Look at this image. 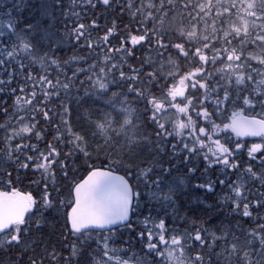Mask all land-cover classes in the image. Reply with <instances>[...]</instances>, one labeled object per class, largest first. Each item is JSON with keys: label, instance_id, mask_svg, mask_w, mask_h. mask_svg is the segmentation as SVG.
Returning <instances> with one entry per match:
<instances>
[{"label": "snow or ice", "instance_id": "snow-or-ice-1", "mask_svg": "<svg viewBox=\"0 0 264 264\" xmlns=\"http://www.w3.org/2000/svg\"><path fill=\"white\" fill-rule=\"evenodd\" d=\"M251 61L264 0H0V264H264Z\"/></svg>", "mask_w": 264, "mask_h": 264}, {"label": "trees", "instance_id": "trees-1", "mask_svg": "<svg viewBox=\"0 0 264 264\" xmlns=\"http://www.w3.org/2000/svg\"><path fill=\"white\" fill-rule=\"evenodd\" d=\"M5 2H6V0H5ZM193 2L196 3V2H199V1H198V0H193ZM66 3H67V0H66ZM77 10L79 11V9H77ZM193 14H194V13H193ZM214 14H215V13L213 12V16H214ZM91 15H92L91 12H88V13H87L86 22H87V19H90V18H91ZM98 15H99V14H98ZM104 17H106V19H102V21H101L102 26H103L104 24H109V23L111 22V19H112L111 15H109V13H104ZM178 21H179V20L172 21L171 18L169 17V19L165 20V22H164V27H165V28H168L170 25L175 26L174 24H175L176 22H178ZM179 22H180V21H179ZM183 23H184L185 25H188V24H189L188 19L185 18V19L183 20ZM193 23H194V21H193ZM209 24L211 25V19H209ZM201 25H203V24H201ZM201 27H202V26H201ZM209 31H210V29H209ZM100 34L102 35V32H101ZM112 42H113L114 44L117 43V41H115V40H113ZM64 51H65V58H68V57H70V56L72 55V52H71L68 48H65ZM138 55H140V54L138 53ZM145 55H147V53H145ZM165 70H167V68H166ZM80 112H81L82 115H86V113H87V109H86V108H82V109H80ZM74 119H75V117H74ZM41 147H43V143H41ZM243 159H244V160H247L246 155L243 157ZM83 163H84L83 160H80V161H77L76 163H73V162H72V159L70 158L69 161H68V165H69V169H70V171H69V176H70V177L72 176V171H71L72 169H81V171H82L81 166L83 165ZM97 163H99V161H97ZM76 174L79 175L80 173L77 172ZM34 178H38V177H34ZM20 179H21L22 182H17L15 186H16L18 189H20L21 191H24V192H29V191H30V192L33 193L34 196H36L37 198H39V190L37 189L36 185L31 184V183L29 182V180L24 179L23 176H21ZM70 182H71L70 180L65 181V188H64L65 193H66V191H67V184H69ZM0 190H3V186H0ZM200 196H201V199H202V198H203V193H200ZM195 204H196V201H195V199H193V205H195ZM200 207H202V205H201ZM144 211L146 212L147 210L144 209ZM219 212H220L219 209H213L209 214L212 216L213 220H216L217 217L219 216ZM201 214L204 215V213H201ZM225 214L228 215L229 219L231 218L230 214L227 213V210H226V209H225ZM53 215H56V214L53 213ZM221 219H222V217H221ZM225 222H226V221H225ZM60 223L62 224L63 221L61 220ZM133 223H135V224H138V223H139V221H137V219H136L135 216L133 217ZM236 223H237V221L234 220V221H233V224H236ZM239 223L243 224V226H244L245 228H250V227L252 226L250 223H249V224H245L243 220L239 221ZM122 231L124 232V239L127 240V239L130 237V235H131V230H128V229H122ZM132 243H133V244L136 243L135 239H133ZM136 250H139V246H137V249H136ZM38 251H39V250H38Z\"/></svg>", "mask_w": 264, "mask_h": 264}, {"label": "rangeland", "instance_id": "rangeland-1", "mask_svg": "<svg viewBox=\"0 0 264 264\" xmlns=\"http://www.w3.org/2000/svg\"><path fill=\"white\" fill-rule=\"evenodd\" d=\"M199 2H203V3H207L208 2V0H198ZM212 2L213 3H215V0H212ZM209 19H211V18H208V23H209ZM180 22L178 21V22H176L174 25H176V24H179ZM201 24H203V22H201ZM202 26V27H201ZM200 27L201 28H203V25H200ZM209 29H211V25L209 24ZM247 51H252V52H254L255 54H259V49L258 48H253L252 46H249V48L247 49ZM247 51H246V55H247ZM251 63H252V65L254 66V67H257V68H261V67H264V66H261V65H259L258 64V62H256V61H251ZM252 227V226H251Z\"/></svg>", "mask_w": 264, "mask_h": 264}, {"label": "flooded vegetation", "instance_id": "flooded-vegetation-1", "mask_svg": "<svg viewBox=\"0 0 264 264\" xmlns=\"http://www.w3.org/2000/svg\"><path fill=\"white\" fill-rule=\"evenodd\" d=\"M247 141L249 142V144L252 142H256L255 140H247Z\"/></svg>", "mask_w": 264, "mask_h": 264}, {"label": "water", "instance_id": "water-1", "mask_svg": "<svg viewBox=\"0 0 264 264\" xmlns=\"http://www.w3.org/2000/svg\"><path fill=\"white\" fill-rule=\"evenodd\" d=\"M245 138H258V136H257V137H251V136H250V137H245Z\"/></svg>", "mask_w": 264, "mask_h": 264}]
</instances>
